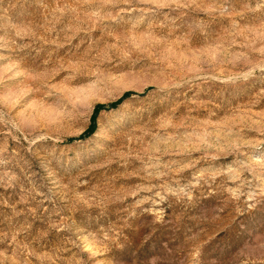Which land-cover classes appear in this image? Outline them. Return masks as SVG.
I'll list each match as a JSON object with an SVG mask.
<instances>
[{"label":"rangeland","instance_id":"rangeland-1","mask_svg":"<svg viewBox=\"0 0 264 264\" xmlns=\"http://www.w3.org/2000/svg\"><path fill=\"white\" fill-rule=\"evenodd\" d=\"M0 264H264V0H0Z\"/></svg>","mask_w":264,"mask_h":264},{"label":"trees","instance_id":"trees-1","mask_svg":"<svg viewBox=\"0 0 264 264\" xmlns=\"http://www.w3.org/2000/svg\"><path fill=\"white\" fill-rule=\"evenodd\" d=\"M130 95H132L130 92H126V93H124V94L121 96L120 99H118L116 102H114V103L108 105V108H109V109H113V108H115L118 104L121 103V101H123L124 99H126V98L129 97ZM101 109H104V106H103V105H97V106H95V108H94V110H93V113H92V116H91V118H90V121H91V122H90V126L88 127V129L86 130V132H84V134H82V135L78 138V140L83 139V138H85V137H88V136L93 132V130H94V121H95V118H96L98 112H99Z\"/></svg>","mask_w":264,"mask_h":264}]
</instances>
